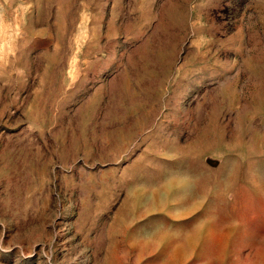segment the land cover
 Masks as SVG:
<instances>
[{"label": "rangeland", "instance_id": "374dc122", "mask_svg": "<svg viewBox=\"0 0 264 264\" xmlns=\"http://www.w3.org/2000/svg\"><path fill=\"white\" fill-rule=\"evenodd\" d=\"M0 264H264V0H0Z\"/></svg>", "mask_w": 264, "mask_h": 264}]
</instances>
